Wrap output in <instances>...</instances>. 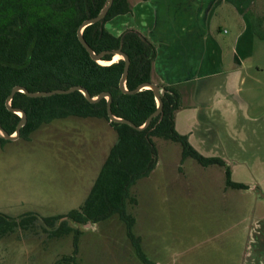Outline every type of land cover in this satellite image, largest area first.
<instances>
[{
	"label": "rangeland",
	"instance_id": "1",
	"mask_svg": "<svg viewBox=\"0 0 264 264\" xmlns=\"http://www.w3.org/2000/svg\"><path fill=\"white\" fill-rule=\"evenodd\" d=\"M213 5V31L224 44L219 58L227 74L213 79L211 103L202 110L188 99L177 130L199 153L221 158L231 180L247 189L226 185L225 166L183 159L179 143L155 138L157 165L132 186L134 200L126 206L148 264H244L255 234L247 229L264 215V41L253 28L261 23L264 32V0ZM129 18H114L107 28L122 35L131 30ZM235 56L242 61L236 73ZM116 141L110 122L70 117L29 138L0 143V214L34 217L0 239L1 263L147 264L119 215L96 224L65 218L87 200ZM45 218L57 219L49 226ZM64 222L74 231L53 234Z\"/></svg>",
	"mask_w": 264,
	"mask_h": 264
},
{
	"label": "trees",
	"instance_id": "2",
	"mask_svg": "<svg viewBox=\"0 0 264 264\" xmlns=\"http://www.w3.org/2000/svg\"><path fill=\"white\" fill-rule=\"evenodd\" d=\"M106 0H0V126L9 134L16 131L20 122L17 114L9 111L6 101L16 86L30 92L84 87L92 97L108 92L112 95V112L116 117L142 126L156 112L154 93L145 90L131 95L120 90L119 83L124 72L123 60L110 65L94 61L78 39L81 24L96 17ZM131 12L130 0H114L103 23L84 30V38L96 53L119 49L130 57L127 89L133 91L141 84L152 82L154 46L135 30L116 35L107 28L112 19ZM261 23L255 28L264 41ZM112 55L103 60L112 61ZM114 61V60H113ZM163 97V118H155L151 125L138 131L126 124L111 123L107 113V100L90 103L81 92L55 95L48 98H30L17 93L12 106L23 110L27 124L20 138L29 136L44 125L55 120L76 118L104 119L110 122L117 133V141L109 151L108 158L100 170L85 203L70 212L69 220L77 224H96L113 215L127 223L128 235L137 248L139 256L148 264L139 239L131 230L135 219L126 212V206L134 198L131 188L147 177L156 167L157 150L154 139L160 138L179 143L184 152L183 159L193 158L202 166L226 167V185L234 189L247 186L231 180L230 170L218 157H206L192 148L188 137L180 134L175 126V113L179 110L180 96L170 87ZM0 138V143H8ZM57 218H45L53 225ZM34 217H23L19 221L0 214V239L16 227L32 223ZM74 231L67 222L53 232L65 235ZM0 264H3L0 262Z\"/></svg>",
	"mask_w": 264,
	"mask_h": 264
},
{
	"label": "crops",
	"instance_id": "3",
	"mask_svg": "<svg viewBox=\"0 0 264 264\" xmlns=\"http://www.w3.org/2000/svg\"><path fill=\"white\" fill-rule=\"evenodd\" d=\"M213 2L214 0H136L131 4L130 29L137 31L155 49L152 82L173 88L180 96L181 106L175 113L176 129L179 117L189 108L188 99L193 97L202 104L199 107L202 110L205 108L203 104L211 103L213 79L227 74L223 66L225 61L219 58V52L225 53L222 50L224 44L213 31V12L217 9L215 6L213 11ZM232 51L233 54L239 53V48ZM235 57L236 73L242 69V61L238 56ZM224 82L225 85L228 84L227 79ZM221 84L224 88V83ZM257 223L252 226L253 230L251 227L247 229V233L254 231L255 234L251 238L252 242L248 241V248L249 245L251 247L246 253L244 264H264V215Z\"/></svg>",
	"mask_w": 264,
	"mask_h": 264
},
{
	"label": "water",
	"instance_id": "4",
	"mask_svg": "<svg viewBox=\"0 0 264 264\" xmlns=\"http://www.w3.org/2000/svg\"><path fill=\"white\" fill-rule=\"evenodd\" d=\"M113 2H114V0H106L103 8L101 9L100 13L96 17L89 19V20H86L81 24V26L79 27L78 32H77L78 39H79L80 43L83 45V47L90 54L91 58L94 61L98 62L99 64H102V62H107V61L103 60V58L106 55H112V57H113L112 61H109L110 64L115 63V61H113L114 58L116 56H119L120 57L119 60H123L125 63L124 72H123V75H122V77L120 79V83H119L120 90L125 94H131V95L141 93L145 90H151L154 93L155 100L157 103L156 112L153 113L147 119V121L142 126L139 127V126H136L131 121L116 117L113 114V112H112V95L108 92H104V93L99 94L96 97H92L90 95V93L82 86H72V87L67 88V89H56V90H51V91H38V92H30L24 87L16 86L13 88L10 96L8 97V99L6 101V105H7V108L9 109V111H11L14 114H17L21 119L17 125L16 131L13 134H9L4 128H2L0 126V138H3V139L10 141V142L20 139L21 130L27 124L26 113L23 110L14 108L12 106V100L17 93H23L30 98H48V97H52L55 95H68V94H71L74 92H81L84 95V97L90 103H97V102L101 101L102 99H106L107 100V113H108L109 121L111 123L126 124V125L130 126L131 128L138 130V131H143L147 127H149L155 118L160 117V120L163 118V105H164L163 104V97L166 93H170V92L165 87L157 85L153 82L141 84L135 90L129 91L127 89V80H128L129 70H130V66H131V60H130V57L123 51L122 46L119 49L112 50V51H105V52L98 54L90 47V45L87 43V41L84 38V30L87 27L94 25V24H97V23H103L104 22V19L106 18L110 8L112 7ZM110 64H108V65H110ZM102 65H104V64H102Z\"/></svg>",
	"mask_w": 264,
	"mask_h": 264
},
{
	"label": "flooded vegetation",
	"instance_id": "5",
	"mask_svg": "<svg viewBox=\"0 0 264 264\" xmlns=\"http://www.w3.org/2000/svg\"><path fill=\"white\" fill-rule=\"evenodd\" d=\"M135 32H137V31H135ZM138 33V32H137ZM25 217V216H24ZM21 218H23V217H21ZM21 218H19L18 220H16V221H19ZM65 218H68L69 219V217L68 216H65ZM65 218H62L63 220L65 219ZM61 219V220H62ZM13 220V219H12ZM66 221H68V220H66ZM74 223V222H73ZM87 224H90V223H87ZM92 224V223H91ZM19 228H21V226H19ZM76 232V231H75ZM69 234V233H68ZM76 235L78 236L79 235V233L78 232H76Z\"/></svg>",
	"mask_w": 264,
	"mask_h": 264
},
{
	"label": "bare ground",
	"instance_id": "6",
	"mask_svg": "<svg viewBox=\"0 0 264 264\" xmlns=\"http://www.w3.org/2000/svg\"><path fill=\"white\" fill-rule=\"evenodd\" d=\"M117 59H118V58H117ZM114 61L117 62L116 59H114ZM102 64H104V65H108V64H110V62H102Z\"/></svg>",
	"mask_w": 264,
	"mask_h": 264
}]
</instances>
